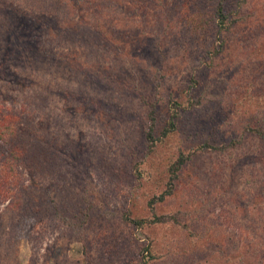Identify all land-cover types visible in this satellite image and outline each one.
I'll return each instance as SVG.
<instances>
[{
  "label": "trees",
  "instance_id": "trees-1",
  "mask_svg": "<svg viewBox=\"0 0 264 264\" xmlns=\"http://www.w3.org/2000/svg\"><path fill=\"white\" fill-rule=\"evenodd\" d=\"M88 1L34 0L29 6L31 12L24 14L26 18L21 25L9 26L5 36L30 46L26 49L27 55H35L49 68L56 65L66 69L69 65L76 67L74 52L86 40L91 41L93 50L96 45L102 53L115 55L118 49L111 42L107 12L98 6L103 3L93 0L97 5L89 7ZM187 3L195 13H191ZM244 4L246 0H184V9L190 12L189 30L191 26L204 47L212 46L208 53L220 57L217 65L228 63L229 44L234 42L235 30L246 29L244 23L235 18ZM13 5L16 6L15 0H0V13ZM234 5L236 9L232 10ZM52 26L61 31L57 47L68 46L69 50L53 58L48 50L36 55L40 33ZM250 29L253 33L257 31V28ZM55 41L48 38L44 44L49 47ZM11 46L0 48V98L10 95V99L0 100V264H6L4 256L17 240V229L31 221L41 227L42 233L62 234L81 242L89 264H160L161 260L172 264L174 259L176 264H264V236L250 241V233L241 223L248 218L245 211L240 219L232 211L228 212L229 216L221 219V223L217 218L208 221L202 216L210 207L209 198L218 194L211 195L207 189L211 182L215 183L211 186L214 189L224 185L219 175L220 163L215 162L211 167L210 176L201 178L205 184L194 181L191 184L194 193L186 195L177 207L173 206L182 196L179 185L193 162L194 166H200L207 156L223 155L237 149L247 139L262 147L256 146L251 151L258 155L253 163L258 170L252 180L257 176L263 178L264 125H245L229 143L212 146L208 140L199 145H183L178 140L182 128L179 119L184 111L201 106L193 97L198 82L191 79L192 83L188 85L187 81L185 87L178 84L170 94L168 106H163L160 81L154 87L153 99L142 94L136 101L130 92L139 94L137 84L117 79L111 84V90L107 85L97 87L92 80L94 77L87 78V70H94H85L83 66H89L84 61L81 69L76 68L79 75L75 79L81 105L96 110L89 113L102 115V122L125 124L118 125L122 131L109 123L100 125L99 130L93 127L99 131V136L103 137L104 133L112 141L114 150L104 149L100 138L84 137L83 140L89 142L84 143L80 133H75L76 137L65 134L66 131L62 135L55 133L60 125L52 124L57 113L50 112L49 100L56 95L46 83L38 76L32 80L11 77L8 63L14 62L15 56L9 51ZM227 48L229 52L225 54ZM100 75L107 78L104 73ZM98 78L101 84L110 83ZM136 79L139 81V77ZM87 85L100 94L98 97L102 96L101 99L109 104L108 109L103 101L90 94L83 95ZM17 86L20 91L12 99L14 95L10 93L15 94ZM248 97L256 103L257 98L264 100V93L257 97L256 92L248 91ZM201 172L202 169L195 175L201 176ZM92 184L103 190L106 205L116 206L112 211L100 208L98 216L108 220L107 228H99L95 222ZM203 192L201 203L198 194ZM109 193L116 202L120 201L119 206L112 205ZM166 205L175 210L160 212ZM262 209L264 211V206ZM261 229L264 230V225ZM31 235L35 240L33 231ZM93 245L98 247L91 254Z\"/></svg>",
  "mask_w": 264,
  "mask_h": 264
},
{
  "label": "rangeland",
  "instance_id": "rangeland-1",
  "mask_svg": "<svg viewBox=\"0 0 264 264\" xmlns=\"http://www.w3.org/2000/svg\"><path fill=\"white\" fill-rule=\"evenodd\" d=\"M100 1L103 5H98L99 9H104L108 15L107 27L111 29V42H114L113 47L118 50L115 55L108 52L102 53L99 51L101 48L94 45V51L91 48V41L86 40L74 52L76 67L72 68L69 65V69L64 68L65 66L60 67V65L52 66L54 69L47 67L44 65L45 62L39 61L40 59L35 55H27L26 49L30 46H23L21 42L9 39L11 36H5V31L9 26L21 25L23 19L26 18L25 15L31 12L29 6L34 3V0H15L16 6L13 5L11 9L0 13V48H8L12 45L9 51L15 53L14 62L8 63V70L12 73L11 77L20 76L32 80L38 76L56 95L49 100L50 112L57 113L52 124L60 125L55 133L62 135L66 131L65 134L70 133L73 137L75 133H80L83 135L84 143H89L83 140L84 137L89 139L91 136L94 140L100 138L101 143L105 144L104 149L114 150L115 145L104 136V133H102L103 137L98 135L100 125L108 123L114 126L125 125L122 122H102L100 120L102 115L97 112L89 113L94 109L84 108L81 105V93H79L80 90H76L75 79L79 75L76 68L81 69L84 61L89 66V68L83 66L85 70H94H87L86 76L87 78L94 77L92 80L97 87L103 88L107 85V89L111 90L113 88L111 84L117 82V79L129 80L131 84H137L139 94L130 92L131 96H135L136 101L142 94L148 96L150 100L153 99L154 87L160 81L159 93L163 106L164 104L168 106L170 94L175 91L178 84L185 87L187 81L188 85L192 83L191 79L198 82L193 97L195 102H201V106L193 108L192 111H184L179 119V125L182 128L178 140L183 145H199L208 140L209 145L212 146L220 142L221 144L229 143L235 135L241 133L245 125H264V100L257 98L255 103L248 97V91L256 92L257 97L264 93V0H246L244 8L235 14V18L243 22L246 29L235 30L236 36L232 39L234 42L229 44L230 52L227 48L225 53L229 52L226 65H217L216 62L220 61V57L208 53L212 46L208 49L204 47V44L200 42L202 40H197L191 26L189 30L187 25L190 23L188 20L190 12L185 11L184 0ZM88 4L89 7L97 5L93 0H89ZM187 6L191 9V13H195L192 6L188 3ZM99 9H94V11ZM235 9L234 5L232 10ZM3 21L4 25H2ZM131 27L132 33L130 32ZM250 28H257V31L253 33ZM60 32L52 26L40 33L41 41L37 43L36 55L48 50L52 57L58 56V53L64 50H69L68 46L57 47ZM48 38L56 40L49 47L44 44L45 39ZM99 73H104L107 78ZM98 77L110 83L101 84ZM138 77L139 81L136 79ZM183 80L184 82L181 83ZM19 91L20 88L17 86L15 94L10 93L14 95L12 99ZM82 92L84 96L90 94L93 98L103 101L102 96L98 97L100 94L90 85H87V90ZM8 96L9 98L4 97L0 100L10 99L9 94ZM104 104L106 108L109 106L106 102ZM93 127H97L98 130ZM118 129L122 131L119 126ZM256 146L262 148L260 144L257 145L256 141L247 139L237 146V149L229 150L223 155L207 156L200 166H194L193 162L179 185L182 196L175 200L173 206L177 207L186 195L194 193L191 185L194 181L196 184L202 185L203 182L205 184L206 181L201 178L210 176L211 167L218 162L222 170L219 175L222 176L224 185L222 188L214 189L211 186L215 183L211 182L210 188L207 189H210L211 195L218 194L214 198H209L210 207L202 216L208 221L217 218L221 223V219L225 220V217L229 216L228 212L232 211V214L240 219L242 212L245 211L248 218L241 220V223L250 233V241L255 242L258 237L262 238L264 236V230L261 229L264 225L262 209L264 206V177L257 176L256 180H252L258 170L257 164H253L258 155L256 152L255 154L251 152ZM250 148L253 149L248 150ZM252 156L254 159L250 158ZM242 162L243 164L240 165ZM200 169H202L201 176H196L195 174H199ZM244 181L250 183L245 184ZM90 193L93 211H95L93 216L98 219L95 222H98L99 228H107L108 220H103L101 216H98L101 215L100 208L105 207L109 209L108 211H112L116 206L106 205L107 198L103 190L94 184L90 186ZM109 195L112 205L119 206L120 201L116 202L110 193ZM204 195V192L198 194L200 201ZM174 210L175 208L166 205L159 211L168 213ZM99 221H104V223H99ZM221 226L224 227L223 224ZM32 231L35 240H32ZM16 237L14 246L4 256L6 264H89L81 242L73 241L62 234L42 233L41 227L34 221L23 228H18ZM97 247L93 245L90 253L94 254ZM163 261L166 260H161L159 263L165 264ZM176 263L177 260L174 259L172 264Z\"/></svg>",
  "mask_w": 264,
  "mask_h": 264
}]
</instances>
